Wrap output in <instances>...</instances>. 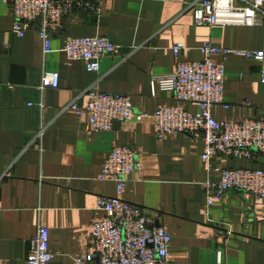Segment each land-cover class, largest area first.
<instances>
[{
  "label": "crops",
  "instance_id": "1",
  "mask_svg": "<svg viewBox=\"0 0 264 264\" xmlns=\"http://www.w3.org/2000/svg\"><path fill=\"white\" fill-rule=\"evenodd\" d=\"M9 1V0H7ZM196 0H102L98 16L72 13L64 29L52 36L43 55L34 31L12 34L10 5L0 0V264H24L39 227L48 232V264H76L93 251L91 222L103 213L97 200L116 195L112 181H101L107 154L115 147L135 149L141 162L122 198L150 211L155 226L171 236V264H264V202L228 191L220 202L206 205L205 184L220 169H259L264 158L251 161L218 156L208 173L201 162L203 144L186 134L156 137L151 118L125 121L112 131L95 133L85 118L61 109L84 107L90 88L127 96L136 113L152 115L161 105L175 104L173 95L150 81L174 72L177 61L204 57L206 42L229 50L260 51L264 27H197ZM103 37L118 47L97 74L82 62L66 65L67 38ZM182 44L178 59L172 47ZM225 69L223 102L214 107L219 122H240L264 109V62L230 55ZM43 73H58L59 87L42 86ZM185 111L195 113L187 103Z\"/></svg>",
  "mask_w": 264,
  "mask_h": 264
},
{
  "label": "built area",
  "instance_id": "2",
  "mask_svg": "<svg viewBox=\"0 0 264 264\" xmlns=\"http://www.w3.org/2000/svg\"><path fill=\"white\" fill-rule=\"evenodd\" d=\"M10 5L11 32L22 38L34 31L42 44L43 55L51 51L52 36L64 29V17L78 13L98 16L102 0H3ZM193 22L197 27H264V0H196L192 4ZM182 44L171 51L178 59ZM63 53L66 65L82 62L89 74H97L106 57L115 56L118 47L107 38H67ZM202 61H177L174 72L150 81L152 93L156 89L173 95L175 104L161 105L152 115L136 113L127 96L104 93L93 88L86 91L88 102L84 107L71 104L61 109L86 119L91 132H110L115 122L142 121L151 118L156 137L163 140L171 134H186L203 144L201 162L210 172V161L218 156L251 161L255 155L264 158V109L248 120L219 122L213 118L214 107L224 105L225 69L222 63L230 55H240L264 62V45L260 51L229 50L206 42L200 48ZM260 82L264 85V70ZM42 86L59 87L58 73H43ZM195 105V113L185 111L184 105ZM141 162L135 149L120 146L106 156L100 175L101 181H112L116 195L100 198L96 210L103 213L91 222L90 238L93 251L76 264H171L169 249L171 236L167 230L155 226L150 211L128 203L122 198L131 175H138ZM237 191L264 202V171L259 169H220L216 180L205 184L208 208L220 202L226 192ZM48 232L39 227L30 241L24 264H48L52 255L48 249Z\"/></svg>",
  "mask_w": 264,
  "mask_h": 264
},
{
  "label": "water",
  "instance_id": "3",
  "mask_svg": "<svg viewBox=\"0 0 264 264\" xmlns=\"http://www.w3.org/2000/svg\"><path fill=\"white\" fill-rule=\"evenodd\" d=\"M117 124H118V122H115V123H114V125H117Z\"/></svg>",
  "mask_w": 264,
  "mask_h": 264
}]
</instances>
